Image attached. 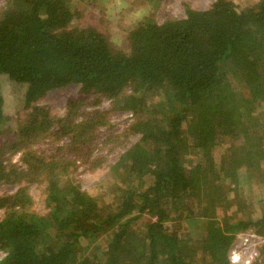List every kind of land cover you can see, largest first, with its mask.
<instances>
[{"label":"trees","instance_id":"16d2710c","mask_svg":"<svg viewBox=\"0 0 264 264\" xmlns=\"http://www.w3.org/2000/svg\"><path fill=\"white\" fill-rule=\"evenodd\" d=\"M97 2L0 6V78L23 87L26 111L9 128L0 85V186L17 187L0 195V264H230L238 233L264 238V0L144 16L122 49L82 22ZM69 85L81 97L62 115L36 104ZM115 112L134 120L96 144ZM129 135L139 139L107 166V190L82 189L71 156L94 170ZM31 183L44 184L45 214Z\"/></svg>","mask_w":264,"mask_h":264},{"label":"rangeland","instance_id":"374dc122","mask_svg":"<svg viewBox=\"0 0 264 264\" xmlns=\"http://www.w3.org/2000/svg\"><path fill=\"white\" fill-rule=\"evenodd\" d=\"M4 1L5 0H0V6ZM213 1L214 0H99L97 3L103 4L102 10L100 11L99 8L82 9V22L91 23L92 21V23L107 33L114 47L122 49L125 47V42L123 41L125 32L142 17H153L156 22H160L165 15L183 17L184 5L196 10H203L208 8ZM233 1L242 6L251 0ZM0 85L4 100V112L11 117V120L8 122V127L14 129L16 123L21 120L26 113L25 110L23 111L20 109L23 87L12 84L6 77L0 78ZM79 97L81 96L78 92V86L69 85L67 87L48 92L44 97L39 99L36 104L46 107L50 116H60L63 114L66 104L69 101L77 100ZM107 106L108 101L101 99L98 107L100 109H106ZM84 108H92V97L86 98ZM133 120L134 117L129 113H112L109 117V125L112 127L107 128L104 126L100 128V136L95 143L99 144L106 137V135H110L114 131L115 133L121 132ZM138 139V135H129L123 146L114 147L110 153H107L105 149H100L99 153L96 154L102 157L106 155V159L105 162H102L101 166L95 168L94 170L89 169L85 166L86 164H84L82 160H78L75 155H72L71 159L76 160V174L81 188L92 194L106 191V186L112 183V179L108 174L107 166L112 163L118 152H121L130 143L136 142ZM1 140L2 137L0 136V141ZM55 145H57V143H55ZM89 146L92 147L91 144L88 145V147ZM53 147L54 145L49 147L43 142L38 145L40 150L45 149V153L53 152ZM224 147L225 146L221 144L220 148L214 151V155L217 160L219 158L221 159ZM91 158L92 155L90 154L89 159ZM16 159L17 156L13 158V162L16 161ZM26 186L28 187L29 194L33 200L32 209L40 214H45L47 212V208L43 193L44 184L31 183ZM16 188L17 187L13 186H0V195L11 193ZM263 244L264 240L257 246L259 253L260 247ZM259 259L260 258H257L256 260L259 261Z\"/></svg>","mask_w":264,"mask_h":264},{"label":"built area","instance_id":"2783aa9c","mask_svg":"<svg viewBox=\"0 0 264 264\" xmlns=\"http://www.w3.org/2000/svg\"><path fill=\"white\" fill-rule=\"evenodd\" d=\"M263 240V237L256 235L252 231L238 233L229 251V263L252 264L259 256L257 246Z\"/></svg>","mask_w":264,"mask_h":264}]
</instances>
